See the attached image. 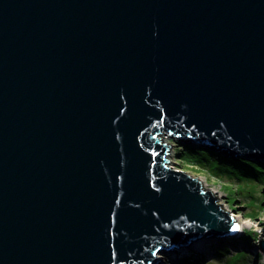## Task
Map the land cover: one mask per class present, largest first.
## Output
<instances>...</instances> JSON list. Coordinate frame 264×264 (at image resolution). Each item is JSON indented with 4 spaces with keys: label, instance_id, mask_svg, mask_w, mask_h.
I'll list each match as a JSON object with an SVG mask.
<instances>
[{
    "label": "water",
    "instance_id": "95a60500",
    "mask_svg": "<svg viewBox=\"0 0 264 264\" xmlns=\"http://www.w3.org/2000/svg\"><path fill=\"white\" fill-rule=\"evenodd\" d=\"M163 132L264 164V0H0V264H157L236 235Z\"/></svg>",
    "mask_w": 264,
    "mask_h": 264
},
{
    "label": "rangeland",
    "instance_id": "374dc122",
    "mask_svg": "<svg viewBox=\"0 0 264 264\" xmlns=\"http://www.w3.org/2000/svg\"><path fill=\"white\" fill-rule=\"evenodd\" d=\"M167 134L163 132L159 136L161 143L168 146L165 155L166 166L198 178L202 188L216 195L219 203L223 205V208L225 207L224 209L229 210L230 215H241L243 217L241 219L250 224L243 230H239L236 235L228 238L202 237L204 241L208 239L210 242L207 243V250L203 253L188 250L185 255L178 256L176 262H173L167 253L158 254L161 260L157 264H230L227 262V258L239 252L244 253V251L249 255L248 263L244 260V264L264 262L263 255L256 245L257 235L255 241L247 240V244H244L239 238L243 231L256 233L264 223V182H258L250 174L254 173L251 169L247 170L222 163L216 164L212 159L202 162L207 166L205 168L197 163L187 162L183 156L177 154L178 150L185 144L170 138ZM214 173L218 176H215ZM223 247L226 248V251L217 254ZM238 264L243 263L239 261Z\"/></svg>",
    "mask_w": 264,
    "mask_h": 264
},
{
    "label": "trees",
    "instance_id": "16d2710c",
    "mask_svg": "<svg viewBox=\"0 0 264 264\" xmlns=\"http://www.w3.org/2000/svg\"><path fill=\"white\" fill-rule=\"evenodd\" d=\"M201 146L205 147L204 145L201 144L183 145L182 148L178 150L177 154L183 156V159L186 160L187 162L197 163L204 168L207 166L202 162L210 161L212 159L213 161L216 162V164L222 163L223 165L228 164L233 167L245 168L247 170L251 169L254 173H250V174L254 178H256L258 182H264V164L259 162L254 163L252 161L242 160V159L240 160L232 159L229 156H226L218 152H214L211 149L207 151L201 150L199 149ZM214 174L215 176H218V174L216 173ZM255 236L256 233L250 231H244L242 235L239 236V238L241 239V241H243L244 244H247L246 243L247 240L255 241ZM223 251H226L225 247L221 248L220 251L217 252V254H221L223 253ZM248 256L249 255H247L246 251H244V253L239 252L234 256L227 258V262H229L230 264H238L239 261H241L244 264L243 261L246 260L247 262ZM258 264H263V262Z\"/></svg>",
    "mask_w": 264,
    "mask_h": 264
},
{
    "label": "bare ground",
    "instance_id": "6f19581e",
    "mask_svg": "<svg viewBox=\"0 0 264 264\" xmlns=\"http://www.w3.org/2000/svg\"><path fill=\"white\" fill-rule=\"evenodd\" d=\"M241 218H243L241 215H235L234 216V220H235V222H237L239 224L240 230H243V228L247 227L250 223L246 220H242ZM225 238H228V237H225ZM207 243H210L208 239H206L204 241V238H201V239L196 241L194 246L181 247L180 249H182V250L179 249V251L175 252L174 254L170 253V252H168L167 254L173 262H176L177 257L181 256V255L182 256L185 255L188 252V250H191V251L197 252V253L198 252L203 253L205 250H207ZM169 262H171V261H169Z\"/></svg>",
    "mask_w": 264,
    "mask_h": 264
}]
</instances>
